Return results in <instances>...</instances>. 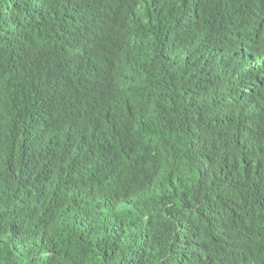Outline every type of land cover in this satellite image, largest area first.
<instances>
[{
    "label": "trees",
    "instance_id": "1",
    "mask_svg": "<svg viewBox=\"0 0 264 264\" xmlns=\"http://www.w3.org/2000/svg\"><path fill=\"white\" fill-rule=\"evenodd\" d=\"M0 264H264V0H0Z\"/></svg>",
    "mask_w": 264,
    "mask_h": 264
}]
</instances>
